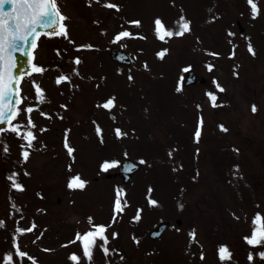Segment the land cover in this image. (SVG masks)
I'll return each mask as SVG.
<instances>
[{
  "label": "rangeland",
  "instance_id": "374dc122",
  "mask_svg": "<svg viewBox=\"0 0 264 264\" xmlns=\"http://www.w3.org/2000/svg\"><path fill=\"white\" fill-rule=\"evenodd\" d=\"M252 1L258 15L246 0H56L63 28L39 41L23 102L0 136V264H20L24 253L72 264L67 253L80 259L78 236L97 223L116 233L128 257L102 255L95 264H220L215 249L221 264H264L250 253L263 226L257 251L264 254V0ZM158 18L168 30L160 43ZM182 22L188 29L177 33ZM125 30L144 42L123 37ZM111 47L127 52L132 66L111 62ZM157 49L165 51L160 58ZM187 68L205 84L182 87ZM210 83L224 89L215 105L204 95ZM124 158L141 170L124 186V215L114 217L120 181L104 175ZM75 174L83 187L69 189ZM135 205L145 210L132 225ZM162 221L170 227L150 243L157 253L149 242L139 251L130 237L148 240ZM191 227L195 246L182 240ZM99 234L87 233L78 249Z\"/></svg>",
  "mask_w": 264,
  "mask_h": 264
},
{
  "label": "water",
  "instance_id": "95a60500",
  "mask_svg": "<svg viewBox=\"0 0 264 264\" xmlns=\"http://www.w3.org/2000/svg\"><path fill=\"white\" fill-rule=\"evenodd\" d=\"M59 20L52 0H0V129L6 126L18 102L17 82L29 71V51L36 36L40 32L54 33ZM110 57L119 63H130L129 57L117 49L110 51ZM183 81L185 85L194 83V74L185 72ZM137 169V165L126 160L118 165L119 172L114 176L127 182ZM165 227L159 225L150 237H159ZM22 264L33 263L23 258Z\"/></svg>",
  "mask_w": 264,
  "mask_h": 264
}]
</instances>
